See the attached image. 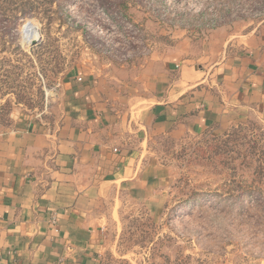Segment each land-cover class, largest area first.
Masks as SVG:
<instances>
[{
	"label": "rangeland",
	"instance_id": "1",
	"mask_svg": "<svg viewBox=\"0 0 264 264\" xmlns=\"http://www.w3.org/2000/svg\"><path fill=\"white\" fill-rule=\"evenodd\" d=\"M51 1L48 28L26 17L0 34V128L19 114L56 127L72 105L65 79L130 80L179 39L264 24V0ZM262 103L200 133L153 135L145 165L163 179L145 200L109 197L96 264H264Z\"/></svg>",
	"mask_w": 264,
	"mask_h": 264
},
{
	"label": "crops",
	"instance_id": "2",
	"mask_svg": "<svg viewBox=\"0 0 264 264\" xmlns=\"http://www.w3.org/2000/svg\"><path fill=\"white\" fill-rule=\"evenodd\" d=\"M78 78L63 81L72 105L56 127L19 114L0 128V264H96L109 197L145 200L163 179L145 165L153 135L200 133L264 102V24L179 39L130 80Z\"/></svg>",
	"mask_w": 264,
	"mask_h": 264
},
{
	"label": "trees",
	"instance_id": "3",
	"mask_svg": "<svg viewBox=\"0 0 264 264\" xmlns=\"http://www.w3.org/2000/svg\"><path fill=\"white\" fill-rule=\"evenodd\" d=\"M51 0H0V34L15 32L20 19L26 17H35L44 22L48 28L56 17V10L52 9ZM61 26L62 22H58ZM5 42L1 47H5ZM235 132L238 129L234 130ZM264 144V140H261ZM261 193V192H260ZM259 198V197H258Z\"/></svg>",
	"mask_w": 264,
	"mask_h": 264
},
{
	"label": "built area",
	"instance_id": "4",
	"mask_svg": "<svg viewBox=\"0 0 264 264\" xmlns=\"http://www.w3.org/2000/svg\"><path fill=\"white\" fill-rule=\"evenodd\" d=\"M78 79H80V78H78ZM51 222H54V220H53V219H51Z\"/></svg>",
	"mask_w": 264,
	"mask_h": 264
}]
</instances>
